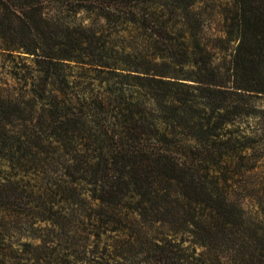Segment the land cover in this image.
Here are the masks:
<instances>
[{
    "label": "trees",
    "instance_id": "1",
    "mask_svg": "<svg viewBox=\"0 0 264 264\" xmlns=\"http://www.w3.org/2000/svg\"><path fill=\"white\" fill-rule=\"evenodd\" d=\"M0 264H264V0H0Z\"/></svg>",
    "mask_w": 264,
    "mask_h": 264
},
{
    "label": "rangeland",
    "instance_id": "2",
    "mask_svg": "<svg viewBox=\"0 0 264 264\" xmlns=\"http://www.w3.org/2000/svg\"><path fill=\"white\" fill-rule=\"evenodd\" d=\"M214 3L217 4V6H221L223 4H226L229 0H212Z\"/></svg>",
    "mask_w": 264,
    "mask_h": 264
}]
</instances>
